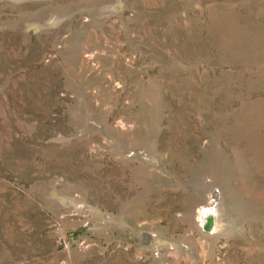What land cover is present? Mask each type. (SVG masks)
I'll return each mask as SVG.
<instances>
[{
    "label": "rangeland",
    "instance_id": "obj_1",
    "mask_svg": "<svg viewBox=\"0 0 264 264\" xmlns=\"http://www.w3.org/2000/svg\"><path fill=\"white\" fill-rule=\"evenodd\" d=\"M0 264H264V0H0Z\"/></svg>",
    "mask_w": 264,
    "mask_h": 264
},
{
    "label": "water",
    "instance_id": "obj_2",
    "mask_svg": "<svg viewBox=\"0 0 264 264\" xmlns=\"http://www.w3.org/2000/svg\"><path fill=\"white\" fill-rule=\"evenodd\" d=\"M211 219V218H210ZM209 219V220H210ZM211 224H212V219H211V222L209 221V223H208V225L207 226H211Z\"/></svg>",
    "mask_w": 264,
    "mask_h": 264
},
{
    "label": "bare ground",
    "instance_id": "obj_3",
    "mask_svg": "<svg viewBox=\"0 0 264 264\" xmlns=\"http://www.w3.org/2000/svg\"><path fill=\"white\" fill-rule=\"evenodd\" d=\"M206 208H204V210H205ZM205 212H206V210H205ZM204 213V212H203ZM210 213V212H209ZM211 227V226H210Z\"/></svg>",
    "mask_w": 264,
    "mask_h": 264
}]
</instances>
